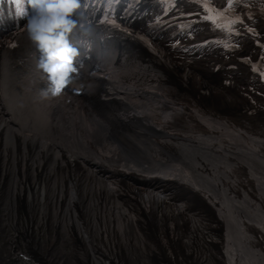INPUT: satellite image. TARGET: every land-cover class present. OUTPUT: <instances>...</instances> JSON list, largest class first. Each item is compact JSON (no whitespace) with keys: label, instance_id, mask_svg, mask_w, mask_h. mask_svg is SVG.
Instances as JSON below:
<instances>
[{"label":"bare ground","instance_id":"6f19581e","mask_svg":"<svg viewBox=\"0 0 264 264\" xmlns=\"http://www.w3.org/2000/svg\"><path fill=\"white\" fill-rule=\"evenodd\" d=\"M14 37L21 47H3ZM29 42L23 30L0 40V224L12 249L16 234L27 237L12 254L0 244V258L264 264V247H249L264 237V109L253 119L243 113L260 108L236 94L243 77L220 84L208 59L186 62L156 43L167 67L125 43L106 73L85 74L66 99H41L45 78L23 72ZM19 105L34 123L22 121ZM199 233L224 239V254L211 257L200 237L207 252L186 258L183 248H200ZM145 235L164 248L143 249Z\"/></svg>","mask_w":264,"mask_h":264},{"label":"clouds","instance_id":"9594fccd","mask_svg":"<svg viewBox=\"0 0 264 264\" xmlns=\"http://www.w3.org/2000/svg\"><path fill=\"white\" fill-rule=\"evenodd\" d=\"M33 14L24 26L27 39L41 53L37 68L46 74L47 87L41 99L61 95L64 88L79 78L77 65L82 31L76 19L80 0H32ZM91 36V32L88 33Z\"/></svg>","mask_w":264,"mask_h":264},{"label":"snow or ice","instance_id":"6c2138e0","mask_svg":"<svg viewBox=\"0 0 264 264\" xmlns=\"http://www.w3.org/2000/svg\"><path fill=\"white\" fill-rule=\"evenodd\" d=\"M13 2L19 5L20 0H13ZM164 2L167 5L166 10L176 6L175 0H164ZM194 2L199 4V6L203 9V19L212 24L214 28H219L229 33H235L237 30L234 28V25L242 23L238 16L232 15L235 11V6L238 5L241 0H225L226 7L220 9L214 7L215 0H194ZM80 3L81 8L85 6V0H80ZM17 15L29 16V13L18 12ZM103 22H106L113 27H119L116 21L107 15H105ZM11 46L16 47L15 44H12ZM261 75L264 76V72H262Z\"/></svg>","mask_w":264,"mask_h":264},{"label":"rangeland","instance_id":"374dc122","mask_svg":"<svg viewBox=\"0 0 264 264\" xmlns=\"http://www.w3.org/2000/svg\"><path fill=\"white\" fill-rule=\"evenodd\" d=\"M172 54H173V56L174 57H176V58H179V54L177 53V54H174V51L172 52ZM185 72L187 71L186 70V68H185V70H184ZM260 91H263V93H264V82L262 83V86H261V88L259 89ZM102 235L103 236H105V233L104 232H102ZM200 237H202L203 239H204V241L205 242H207V243H209L210 244V249H209V255L211 256V257H213L214 255L216 256V257H219V256H221V254H219V253H222V255L224 254L223 253V249H222V247H221V245L224 243V239L223 240H218L219 241V243L217 242V239H214V238H212L210 235H208V234H206V233H203V235H201L200 233H199V236L198 237H196L197 239H199V242H197L196 244H199L200 245V248L197 250V253H195V255H192V254H190V252H189V250L190 249H192L193 247H194V245H193V243H192V245L191 246H188V247H186V248H181L182 249V251H183V254H184V256L187 258V257H192V258H194V257H200V253H201V251H203V250H205L206 252H207V246H206V244H205V242H204V245H202L201 244V240H200ZM223 237V236H222ZM258 237V236H257ZM256 237V238H257ZM195 238V237H194ZM206 238V239H205ZM253 238L250 240V245H249V247L251 248V249H263V247H264V237L263 238H257L256 239V242H257V245L258 246H256L254 243H253ZM162 242H163V240L161 239V238H155V240L154 241H150L149 240V238L145 235L141 240H140V242H138L139 244H140V246L143 248V249H146V247H147V250H148V248H149V245H151V247L152 246H154V248H158V249H163L164 248V246H163V244H162ZM210 242H212V243H210ZM146 245V246H145ZM165 257V256H164ZM163 261H165V260H163ZM166 262V261H165ZM188 264V263H187Z\"/></svg>","mask_w":264,"mask_h":264}]
</instances>
